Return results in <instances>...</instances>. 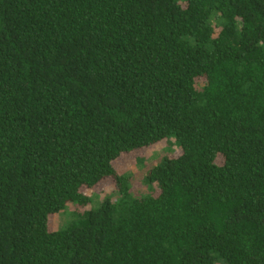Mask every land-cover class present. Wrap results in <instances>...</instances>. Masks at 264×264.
<instances>
[{
	"label": "trees",
	"instance_id": "trees-1",
	"mask_svg": "<svg viewBox=\"0 0 264 264\" xmlns=\"http://www.w3.org/2000/svg\"><path fill=\"white\" fill-rule=\"evenodd\" d=\"M0 264H264V0H0Z\"/></svg>",
	"mask_w": 264,
	"mask_h": 264
},
{
	"label": "rangeland",
	"instance_id": "rangeland-1",
	"mask_svg": "<svg viewBox=\"0 0 264 264\" xmlns=\"http://www.w3.org/2000/svg\"><path fill=\"white\" fill-rule=\"evenodd\" d=\"M170 142L162 141L149 149L136 151L131 154L122 155L114 162V166L119 173H129L135 176L136 183H134L133 193L139 196V191L143 190L142 181L139 176L145 174L146 168L154 165L163 154L176 155L177 149L170 146ZM142 158V162L137 160ZM82 193L86 194L90 199V205L87 209L97 208L104 197L108 196L111 201L117 199L116 189L114 183L110 179H106L97 185L94 189L88 190L83 188ZM74 204H68L66 209L58 214L49 217L48 228L49 231H56L65 228L75 218Z\"/></svg>",
	"mask_w": 264,
	"mask_h": 264
}]
</instances>
